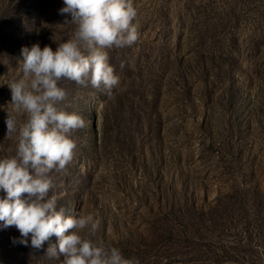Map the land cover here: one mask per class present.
Instances as JSON below:
<instances>
[{"label": "rangeland", "instance_id": "1", "mask_svg": "<svg viewBox=\"0 0 264 264\" xmlns=\"http://www.w3.org/2000/svg\"><path fill=\"white\" fill-rule=\"evenodd\" d=\"M133 3L139 39L109 50L113 95L59 82L87 126L49 195L139 264H264V0ZM63 6L0 0V157L16 148L5 120L21 49L71 38ZM14 238L0 222V264H61Z\"/></svg>", "mask_w": 264, "mask_h": 264}, {"label": "clouds", "instance_id": "2", "mask_svg": "<svg viewBox=\"0 0 264 264\" xmlns=\"http://www.w3.org/2000/svg\"><path fill=\"white\" fill-rule=\"evenodd\" d=\"M63 5L58 12L66 17L64 24L74 25L71 38L55 50L39 43L22 47L17 61L22 78L7 83L6 138L15 136L16 148L14 155L0 157V190L6 193L0 198V222L19 231L13 243L34 251L47 243L45 258H62L61 264H139L118 247L97 242L100 221L92 214L65 215L57 196L49 195L55 186L50 174L67 170L77 149L73 134L87 126L82 115L69 110L72 103L59 82L103 87L111 97L120 78L109 50L138 42V11L133 0H63ZM53 236L56 243L50 242Z\"/></svg>", "mask_w": 264, "mask_h": 264}]
</instances>
